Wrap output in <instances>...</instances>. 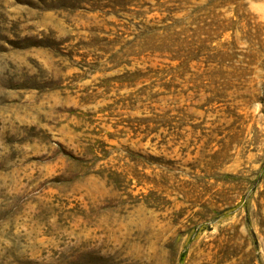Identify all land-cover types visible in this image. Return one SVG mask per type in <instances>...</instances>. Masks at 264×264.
<instances>
[{"label":"rangeland","instance_id":"obj_1","mask_svg":"<svg viewBox=\"0 0 264 264\" xmlns=\"http://www.w3.org/2000/svg\"><path fill=\"white\" fill-rule=\"evenodd\" d=\"M0 264H264V0H0Z\"/></svg>","mask_w":264,"mask_h":264},{"label":"trees","instance_id":"obj_2","mask_svg":"<svg viewBox=\"0 0 264 264\" xmlns=\"http://www.w3.org/2000/svg\"><path fill=\"white\" fill-rule=\"evenodd\" d=\"M172 1H176V0H172ZM176 3H178V1L177 2H174V4H176ZM163 13H166V17L165 18H163L162 19V23H166V22H168L169 20L168 19H171L172 18V16H174L177 12H175V10H171V9H164V7H162L161 8V11H160V14H163ZM161 31H163V32H165V34H166V36L167 37H163L162 38V41H163V43H162V47L159 49V52H161V51H163V49H164V51L165 52H163V55L165 54H167V55H170L171 56V58H169V61L170 62H174V61H176V58H175V56H172L173 54H172V52H168V51H166L167 49H174V42L173 43H171L170 41L169 42H167L168 43V46H166V39L168 38V36H176L177 38H179V34H174V32H175V27L172 25H169V26H167V27H165L163 30H161ZM185 43V45H186V47L189 49V47H191L192 45L190 44V43H187L186 41H184ZM212 43V41L211 40H205V41H202V44H204L203 46H206V45H210ZM168 47V48H167Z\"/></svg>","mask_w":264,"mask_h":264}]
</instances>
